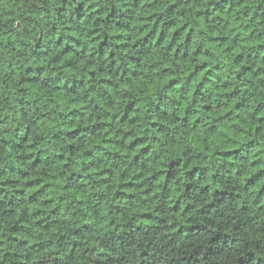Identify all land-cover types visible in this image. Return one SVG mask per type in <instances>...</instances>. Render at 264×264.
<instances>
[{"label":"trees","instance_id":"16d2710c","mask_svg":"<svg viewBox=\"0 0 264 264\" xmlns=\"http://www.w3.org/2000/svg\"><path fill=\"white\" fill-rule=\"evenodd\" d=\"M0 264H264V0H0Z\"/></svg>","mask_w":264,"mask_h":264}]
</instances>
